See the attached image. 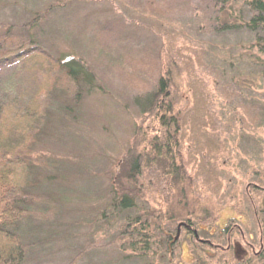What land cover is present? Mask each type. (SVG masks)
<instances>
[{
	"label": "rangeland",
	"instance_id": "374dc122",
	"mask_svg": "<svg viewBox=\"0 0 264 264\" xmlns=\"http://www.w3.org/2000/svg\"><path fill=\"white\" fill-rule=\"evenodd\" d=\"M56 1L0 0V34L11 29L13 34L32 37L37 47L54 58L82 59L94 78V83L84 86L80 106L68 109L71 117L63 113L52 116L34 143L42 158L56 164L55 168L37 166L41 184L34 192L42 196L52 193L58 199L54 201L51 196L50 203L43 201L34 207L46 211L55 205L59 215L49 221L36 217L22 223L25 241L30 239L27 235L43 241L31 250L25 264H68L86 243L112 240L123 231L127 215L134 217L149 208L163 218L158 235L161 244L166 245L169 235L168 246H178L174 264H224L218 259V250L200 249L194 240L212 241V247L221 254L233 250V264H256L252 259L262 253L259 245L264 229L259 221L264 211V53L253 34L232 23L227 32L213 31L204 12L194 7L199 0H167L171 9L153 0L164 7V15L157 4V10L146 7V0H72L63 8L45 12ZM239 3L242 0H230L227 5L238 14L242 7ZM38 15L46 18L38 25L26 26ZM149 24L166 26L183 40L206 49L216 74L203 68H198L197 74L211 92L219 128L204 130L200 126L201 108L208 104L201 94V81L197 78L184 83L178 76L175 100L181 124L184 118L187 124L185 129H177L174 153L181 165L177 180L186 179L169 191L164 177L162 185L152 173L146 175L140 181L144 192L137 200V209L117 214L109 222L116 213L110 211L111 201L121 197L129 185L124 176L127 155L156 129L154 121L160 115L158 111L143 112L145 106L137 102L139 95L157 89L162 73L159 55L164 50L163 40L147 27ZM37 62H21L13 68V74L18 80L28 81ZM43 74V82L48 84ZM221 85L232 97L219 90ZM248 106L260 113L255 126L242 122L250 120ZM203 146H210L205 150L213 155L203 169V176L212 177L210 186L203 185L198 170V149ZM216 176L222 182L218 189ZM149 184L153 186L151 191L146 190ZM181 196L186 198L185 203L180 201ZM168 210L173 214L171 220ZM153 247L150 252L154 256L147 257L152 264L171 262V257L160 253L157 241ZM119 255L116 249L94 246L78 264H127L115 263Z\"/></svg>",
	"mask_w": 264,
	"mask_h": 264
},
{
	"label": "trees",
	"instance_id": "16d2710c",
	"mask_svg": "<svg viewBox=\"0 0 264 264\" xmlns=\"http://www.w3.org/2000/svg\"><path fill=\"white\" fill-rule=\"evenodd\" d=\"M70 1L72 0H57L45 12L50 13L56 8H63ZM156 1H160L171 9L167 0ZM199 1V4L194 7L199 6V13L204 12L207 16L205 21L211 25L210 28L213 31L224 33L231 28V23L239 24L238 28L243 27L253 34L257 46L264 53V0H242V3H239L242 7L238 14L233 8H228L227 3L230 0ZM234 1L238 3V0ZM156 4L164 15V7L162 8L153 0H146V7L149 5L153 10L158 9ZM243 13L246 15L241 18L240 15ZM43 18H46L45 15H38L26 26L38 25ZM147 27L159 34L163 40L164 50L162 55H159L162 73L158 79L157 89L147 92L143 96L139 95L137 102L142 105V108L145 106L143 112L146 110L152 113L158 111L160 115H157L158 120L154 121L156 129L143 137L144 140L140 144L142 149L140 147L131 149L130 155H127L128 165L124 176L129 185L123 189L121 197L111 201L110 211L114 209L116 213L114 218L108 217L109 222L116 219L117 214L119 216L125 211L137 209V200L144 192L140 189V181L146 175L152 173L156 176L154 179L161 183L162 177H164L163 183L166 182L165 186L169 191L176 190L179 181L184 182L186 179V177H182L179 181L177 180L178 177H181V165L174 153L178 142L175 137L177 129H185L187 124L185 118L181 124L180 107L175 100L178 76L181 75L184 83L197 78L201 81V94L208 100L209 106L207 104L201 108L200 126L204 130L219 128V118L214 109L211 92L208 85L197 74L198 68L211 72V75L216 74L215 68L208 62L206 49L198 43L183 40L179 33L173 32L166 26L149 24ZM11 32V29H7L5 33L0 34V264H25L31 250L39 246L41 241L35 235H27L30 239L25 241L22 223L36 217L49 221L59 215V207L55 205L46 211H38L34 207L44 203L43 201L50 203L49 197L51 196L52 200L58 202L57 197L52 193L42 196L34 192L41 184L36 176L38 174L37 166L45 164L43 168L56 167L55 163L39 155L34 148V143L39 140L42 130L46 129V124L52 121V116L63 113L68 117L71 114V111H68L69 108L80 106L84 86L94 83V78L91 69L82 59L76 57L54 58L50 53L37 47L38 43L32 37ZM31 59H38V67L33 69L34 76L25 82L18 80L17 75L13 74L15 66ZM41 71L44 73V77L46 76L49 80L48 84L43 82ZM225 83L227 84L223 81V84ZM222 85L218 86L219 90L226 97H232L228 96V92L222 88ZM253 107L248 106L247 110L245 109L251 121L243 120L242 122L248 127L255 126L260 118V113L258 110L254 112ZM215 143H218V140ZM209 147L203 146L198 149L200 151L198 152L200 158L198 170L201 172L199 175L203 177L200 178L203 185L207 186H210L212 177L203 176L205 175L203 169L205 164L207 166L208 159L213 156L210 151L205 150ZM217 158L218 156L216 160ZM213 168L217 167L213 165ZM218 176L214 180L217 189L222 184ZM189 184L191 185L190 182ZM151 186L149 184L146 190H150ZM174 195L170 199H173ZM180 201L185 203L186 198L181 196ZM149 209L134 217L127 215L123 231L118 233L115 238L107 242L98 239L86 243L68 264H78L85 258L86 251L94 246L119 251L120 255L115 263L120 261L127 264H136V262L152 264L147 257L154 256L150 250L154 248L153 244L156 241L159 244L160 253H164L168 259L171 257L169 264H174L178 255V246L175 243L172 247L168 246L169 235L165 237L166 245L161 244L162 237L160 239L158 235L161 232L160 226L163 224V218H158ZM263 212L259 216V221L264 228ZM167 213L171 220L173 214H169V210ZM190 214L194 215L195 212L191 211ZM104 215L105 213H103ZM166 220L169 221V218ZM165 226L168 225L165 224ZM192 232L195 237L198 235L196 231ZM194 241L198 246L200 245V249L205 247L218 250V259L224 264H233L235 260L233 250L229 249L221 254L219 249L212 247L213 242L210 240ZM260 242L262 253L259 257L255 256L256 259L255 257L252 259L256 264H259L260 260L264 261V229ZM123 253L125 254L123 255ZM131 260L133 262H130Z\"/></svg>",
	"mask_w": 264,
	"mask_h": 264
},
{
	"label": "water",
	"instance_id": "95a60500",
	"mask_svg": "<svg viewBox=\"0 0 264 264\" xmlns=\"http://www.w3.org/2000/svg\"><path fill=\"white\" fill-rule=\"evenodd\" d=\"M181 226H182V225L180 224V225H179V229L181 228ZM178 235H179V234H178ZM196 237H198V235H197ZM200 241H201V240H200Z\"/></svg>",
	"mask_w": 264,
	"mask_h": 264
}]
</instances>
